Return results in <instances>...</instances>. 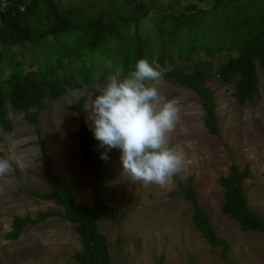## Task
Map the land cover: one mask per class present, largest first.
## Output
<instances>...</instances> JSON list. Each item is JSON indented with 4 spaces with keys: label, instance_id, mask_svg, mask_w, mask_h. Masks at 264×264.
Segmentation results:
<instances>
[{
    "label": "trees",
    "instance_id": "1",
    "mask_svg": "<svg viewBox=\"0 0 264 264\" xmlns=\"http://www.w3.org/2000/svg\"><path fill=\"white\" fill-rule=\"evenodd\" d=\"M118 1L108 0V8L90 3L92 8H100L91 15L82 6L63 5L61 0H0L3 130L12 126L10 113L24 114L28 122L38 126L47 103L75 90L104 86L117 67L122 66L127 74L142 58L162 70L166 83L189 89L200 98L204 125L212 135L220 136L221 131L216 92L207 86L212 78L210 68H204L211 65L193 62L197 55L228 54L216 76L223 84L234 86L239 107L253 108L264 100V0H215L211 9L192 3L178 14L151 7L144 0L123 11L118 9ZM153 14L156 27L143 33L141 23ZM49 38L51 42L39 46ZM85 101L81 98L68 110L78 114L79 129L71 137L79 140L83 165L91 174L92 205L80 203L68 182L53 172L52 158L42 144L44 174L51 190L34 195L62 210L41 212L36 217L15 216L5 237L16 241L28 226L61 217L74 225L80 237L81 248L72 256L76 264H113L108 238L99 225L108 211L103 196L108 181L95 150L97 140L83 116ZM250 178L249 165L241 168L232 162L228 174L218 179L224 189L221 211L238 223L242 233L264 234V216L251 207L244 186ZM174 184L193 205L192 221L197 231L210 247L221 249L227 264H237L229 260L231 244L218 235L210 215L200 205L195 178L183 180L177 175Z\"/></svg>",
    "mask_w": 264,
    "mask_h": 264
},
{
    "label": "rangeland",
    "instance_id": "2",
    "mask_svg": "<svg viewBox=\"0 0 264 264\" xmlns=\"http://www.w3.org/2000/svg\"><path fill=\"white\" fill-rule=\"evenodd\" d=\"M107 1L61 0L63 5H80L91 15H96L100 8H92L90 3L108 8ZM124 1L127 0L118 1V9L123 11L135 8L141 0H130L134 4L129 5H124ZM144 2L170 14L181 13L192 3L202 9H211L215 4V0ZM154 18L153 14L143 20V33L156 27ZM51 40L39 46L44 47ZM27 57L29 62L30 54ZM198 61L211 65L204 68H210L212 78L207 86L216 92L221 134L212 135L205 127V112L194 92L163 79L158 85L161 94L177 99L181 107L180 120L169 133L168 146L184 154L186 166L178 175L183 180L195 178L201 207L210 215L218 235L231 244L229 260L237 264H264V234L242 233L238 223L222 213L224 189L218 183L220 176L228 174L232 162L241 168L249 165L252 178L244 186L251 207L264 216V100L253 108L236 104L234 86L223 84L216 76L219 67L228 61L227 53L211 57L199 54L193 62ZM102 87L75 90L47 103L38 126L21 113L9 114L10 130H3L0 125V152L2 157L13 160L14 168L0 179V264H76L72 256L81 248L80 237L74 225L61 217L28 226L16 241L7 239L5 234L11 230L15 216L36 217L41 212L62 210L34 195L51 190L44 174L42 144L52 158L53 172L68 182L80 203L92 205L91 174L83 165L79 140L71 137L79 129L78 114L69 111L68 106L83 97L86 104ZM88 115L84 108L83 116L92 127ZM95 150L101 159L105 149L99 141ZM107 155V160H101L108 181L103 191L108 211L99 225L108 238L113 264H227L221 249L210 247L197 231L192 221L193 205L184 199L174 182L163 188L134 182L123 172L119 151L111 150Z\"/></svg>",
    "mask_w": 264,
    "mask_h": 264
},
{
    "label": "clouds",
    "instance_id": "3",
    "mask_svg": "<svg viewBox=\"0 0 264 264\" xmlns=\"http://www.w3.org/2000/svg\"><path fill=\"white\" fill-rule=\"evenodd\" d=\"M164 73L139 59L125 74L117 67L107 83L85 104L91 130L107 152L118 150L123 172L132 181L161 188L174 182L186 166L183 153L169 147V133L180 120L177 99L162 95L158 85ZM14 171L10 157H0V179Z\"/></svg>",
    "mask_w": 264,
    "mask_h": 264
}]
</instances>
